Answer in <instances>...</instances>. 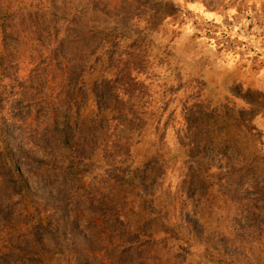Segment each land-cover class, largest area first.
Instances as JSON below:
<instances>
[{"label": "rangeland", "instance_id": "obj_1", "mask_svg": "<svg viewBox=\"0 0 264 264\" xmlns=\"http://www.w3.org/2000/svg\"><path fill=\"white\" fill-rule=\"evenodd\" d=\"M262 133L264 0H0V264H264Z\"/></svg>", "mask_w": 264, "mask_h": 264}, {"label": "trees", "instance_id": "obj_2", "mask_svg": "<svg viewBox=\"0 0 264 264\" xmlns=\"http://www.w3.org/2000/svg\"><path fill=\"white\" fill-rule=\"evenodd\" d=\"M0 146H1L3 159L5 160L7 164V172H8L9 178L14 183V185L19 188L20 191L22 192L26 191V186L23 182V179L20 173L18 172V170L16 169V167L14 166V164L12 163V157L9 153L8 145L2 141L0 142Z\"/></svg>", "mask_w": 264, "mask_h": 264}, {"label": "crops", "instance_id": "obj_3", "mask_svg": "<svg viewBox=\"0 0 264 264\" xmlns=\"http://www.w3.org/2000/svg\"><path fill=\"white\" fill-rule=\"evenodd\" d=\"M258 118V117H257ZM256 125V124H255ZM256 129H259L260 130V128H258V126L256 125ZM259 143H261L262 144V149H264V133H262L261 134V138H259Z\"/></svg>", "mask_w": 264, "mask_h": 264}]
</instances>
